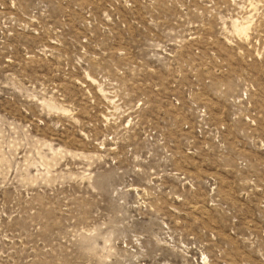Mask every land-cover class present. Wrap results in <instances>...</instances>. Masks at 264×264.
Wrapping results in <instances>:
<instances>
[{
	"label": "rangeland",
	"instance_id": "obj_1",
	"mask_svg": "<svg viewBox=\"0 0 264 264\" xmlns=\"http://www.w3.org/2000/svg\"><path fill=\"white\" fill-rule=\"evenodd\" d=\"M0 264H264V0H0Z\"/></svg>",
	"mask_w": 264,
	"mask_h": 264
},
{
	"label": "bare ground",
	"instance_id": "obj_2",
	"mask_svg": "<svg viewBox=\"0 0 264 264\" xmlns=\"http://www.w3.org/2000/svg\"><path fill=\"white\" fill-rule=\"evenodd\" d=\"M239 28H241L240 26H239ZM244 28V27H243ZM243 28H241V29H243ZM238 30V29H237ZM245 30V29H244ZM239 32V31H238ZM240 32H241V30H240ZM243 32V31H242Z\"/></svg>",
	"mask_w": 264,
	"mask_h": 264
}]
</instances>
